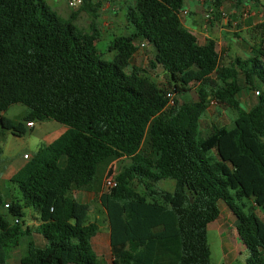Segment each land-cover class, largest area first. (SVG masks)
<instances>
[{
  "label": "trees",
  "instance_id": "16d2710c",
  "mask_svg": "<svg viewBox=\"0 0 264 264\" xmlns=\"http://www.w3.org/2000/svg\"><path fill=\"white\" fill-rule=\"evenodd\" d=\"M183 3L134 0L131 32L114 38L104 61L90 0L66 21L45 0H0V128L14 137L27 123L67 128L9 180L19 197L5 208L0 196V264L23 242L18 264H102L91 245L99 229L92 209L74 193L95 191L98 171L123 159L115 187L98 198L112 264H210L206 232L219 203L237 221L243 264H264V216L256 214L264 213V37L251 57L224 65L212 40L198 45L182 25ZM81 11L93 18L88 33L74 24ZM138 40L152 46L150 68L164 71L166 85L135 67L126 72ZM240 78L258 93L250 109L238 100ZM213 103L236 117L230 129L211 125L203 136L200 121ZM13 105L26 108L22 123L2 116ZM162 181L173 190L158 188ZM26 209L35 225L21 221Z\"/></svg>",
  "mask_w": 264,
  "mask_h": 264
},
{
  "label": "rangeland",
  "instance_id": "374dc122",
  "mask_svg": "<svg viewBox=\"0 0 264 264\" xmlns=\"http://www.w3.org/2000/svg\"><path fill=\"white\" fill-rule=\"evenodd\" d=\"M47 5L51 8L53 12L57 14L62 21H66V16L68 14V10L65 5V0H45ZM94 9L97 10L96 14L97 19L95 20V27L99 30L98 38L95 43L96 49L100 58L104 61H111L114 55V52L109 51V46L111 42L114 40L115 37L120 35L129 34L131 32L130 27L126 21V14L128 9L133 6L134 0H90ZM261 4L264 6V0H260ZM228 7L226 8V12L229 13L231 9L234 8L231 2H227ZM198 2L196 0H184L183 9H187L190 11V15L184 17L185 26H189L191 21L199 17L200 15L197 13L198 9ZM211 7L210 2H207L205 5V9ZM79 8V7H78ZM78 8L75 9H68L70 11H77ZM80 14V15H79ZM79 18L76 21V26L82 30L84 33H88L90 31V23H92L93 18L90 16L88 12H79ZM107 21L109 24L107 27H103V22ZM242 39L247 44H251L249 40L257 43L264 37V27L262 29L244 31L241 35ZM231 44V50L236 52L235 40L229 39ZM241 58L245 60L246 56L244 53H241ZM150 52H145L143 56L135 55L131 61L130 65L126 69V72L130 70L132 67L137 69H141L144 71L142 74L143 76L149 77L151 80L158 81L159 83H164V76L160 70H155L150 68ZM239 84L243 86V91L238 95L239 102L242 105V108L250 109L256 103V95L254 91L247 92L245 91V86L243 80L239 79ZM162 86L161 84H159ZM256 86L263 90L261 84L256 83ZM195 96L192 94V100H195ZM5 118L12 121L14 124L22 123L23 118L26 115V108L22 105H13L4 113ZM236 117V113L233 112L226 106L217 105L215 103L210 104L209 109L207 110L206 114L200 121V129L205 136L209 131L211 125H217L218 127H226L230 129L232 125V120ZM35 130H28L25 129V134L21 137H14L9 132L4 131L0 128V141H12L11 145V154H19L20 157L24 153L27 154H34L37 151L38 142L42 141L41 136L37 137L36 132H38L37 128L40 125V122H35ZM50 125L59 126L56 122L50 121ZM18 141H30V143H26L24 145L19 144ZM37 144V145H36ZM148 145L144 142L142 149L149 153ZM127 160L123 159L120 161L112 162L109 168L104 169L102 172L99 170L96 176V182L94 189H97L96 192L98 194H102L104 189V182L107 178L113 177L116 175L123 166L127 165ZM7 165L4 158L0 156V168L5 167ZM157 187L160 189H165L168 191L173 190V182L170 181H162L157 184ZM8 189L10 191V201L15 200L19 197L18 190L15 186L9 184ZM94 191V190H93ZM105 192H108L107 190ZM74 196L77 201L85 202L89 207H91L92 211L89 213V221L95 222L98 225V232L104 233L105 232V214L103 212L102 207L98 202V198L94 197L93 195L82 194V193H74ZM94 197V198H93ZM3 198V197H2ZM4 201V198H3ZM240 202H237L239 204ZM242 204L245 205L243 209L244 213H247L251 204L248 200H242ZM219 210H223L225 206L222 203L218 204ZM1 212L5 214V210L2 208ZM25 216L21 219L25 223V226H30L33 217H36L35 212L32 209H26ZM256 214L260 218L264 216V213L256 209ZM36 235H32L31 239L35 238ZM207 236V243L210 248V264H224L222 251H221V240L219 238V231L215 228L210 226L206 232ZM39 238V237H38ZM25 248L24 242L20 246V248L13 250L9 254V260L6 264H18L19 257ZM22 250V251H21ZM247 257V252L241 250V254L237 257L236 262L234 264H243Z\"/></svg>",
  "mask_w": 264,
  "mask_h": 264
},
{
  "label": "crops",
  "instance_id": "0c3cea01",
  "mask_svg": "<svg viewBox=\"0 0 264 264\" xmlns=\"http://www.w3.org/2000/svg\"><path fill=\"white\" fill-rule=\"evenodd\" d=\"M67 1L68 0H65V5L68 10L66 20H69L71 15L73 14V11H70L68 9ZM214 1L215 0H196V2H198L199 4L197 13L200 16L194 19L193 21H191L188 27L185 26L184 17L190 15V11H188L186 8L185 9L182 8V10L187 11V14L185 16H180L182 25L189 33H191L194 36L196 43L198 45L201 46L205 45L208 40H212L215 43V50L218 53V55L221 57L222 64L224 65L231 63L235 58L243 59L241 58L240 55L241 53L245 54L246 56L245 59L251 57L252 54L254 53L255 50L254 48H257V46L260 44V41L254 43L253 41L249 40L251 44H247L242 39L241 35L243 34L244 31L247 32L250 30L254 31L256 29H260V27L264 25V6L261 4V2L258 3L244 2L240 6H236L234 0H223L221 1L220 4L216 5ZM207 2H210L211 7L205 9V5ZM227 2H231L232 5H234V8L231 9L229 13L226 12V8L228 7V4H226ZM220 11H223L226 14L227 20L222 19ZM209 13H211L212 18L210 20H207L205 16ZM79 15L75 17L74 24L79 18ZM95 15L98 16L97 14ZM108 24L109 23L107 21H104L103 27H107ZM89 26L91 28V23ZM229 39H233L236 41L235 42L236 52H233L231 50L230 47L231 44L229 42ZM134 45L137 48V51L134 54V56L135 55L143 56L145 52H150L151 53L150 61H151L154 55V50L151 45H148L141 40L136 41ZM155 70H160L164 76V83H159V84H161L162 86L166 85L167 77L164 71L159 67H156ZM155 82L158 83L157 80H155ZM245 87H246L245 91H247L248 93L251 92V90L247 86ZM242 91H243V86H241V91L239 92V94L242 93ZM2 116L5 117V114L3 113ZM24 128L30 131L35 130V124L30 128L27 127L25 124ZM37 130L38 132L34 134H36L37 137L41 136L42 138V141H37L38 142L37 150H38L40 147L49 145L55 140H57L59 137H61L67 131V128L60 124L59 126L50 125V121H44V122H40V125L38 126ZM18 142L21 145L30 143V141H18ZM12 143H13L12 141H0V156L4 158L7 163L5 167L0 168V196L4 198L3 207H5V205L11 202L10 191L8 189L9 180L36 153V152L34 154L24 153L22 157H20L19 154H11L10 150ZM24 156H28L29 158L26 160L24 159ZM96 190L90 192L82 191L77 193L88 194V195L91 194L94 197L99 198L100 194H98ZM80 203L86 204L85 202H80ZM32 219L33 221L31 225H35V220L33 216ZM236 225H237V221L235 217L225 207L222 211L220 210V215L218 219L210 223L207 227L208 229L210 226H212L219 231V238L221 240V251L223 256L222 258L224 264H234L236 262L237 257L241 254V250L242 251L245 250L244 245L242 244V242L240 241L237 235ZM91 245L96 256L101 259L102 264H112V255L110 249V232L106 219H105V232L104 233L97 232V234L91 240Z\"/></svg>",
  "mask_w": 264,
  "mask_h": 264
},
{
  "label": "built area",
  "instance_id": "2783aa9c",
  "mask_svg": "<svg viewBox=\"0 0 264 264\" xmlns=\"http://www.w3.org/2000/svg\"><path fill=\"white\" fill-rule=\"evenodd\" d=\"M81 4H82V0H68L67 1V6L70 8V9H75V8H78V7H80L81 6ZM220 13H221V16H222V19L223 20H227V16H226V14L223 12V11H220ZM187 14V11H185V10H181L180 11V13H179V15L180 16H185ZM205 18L207 19V20H210L212 17H211V13H209V14H207L206 16H205ZM258 93L257 92H255V95H257ZM167 98L169 99V104H172V95L169 93V94H167ZM34 124L33 123H27L26 124V126L27 127H32ZM29 157L28 156H24V159H28ZM115 187V181H114V179H113V177H110V178H107L106 180H105V182H104V189H105V191L107 190L108 192L111 190V189H113ZM104 190H103V193H108V192H105ZM7 207V205H5V208Z\"/></svg>",
  "mask_w": 264,
  "mask_h": 264
}]
</instances>
